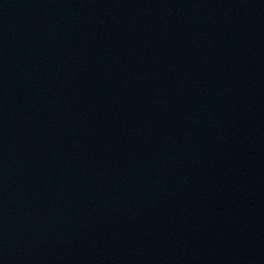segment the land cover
I'll list each match as a JSON object with an SVG mask.
<instances>
[{
	"label": "water",
	"instance_id": "1",
	"mask_svg": "<svg viewBox=\"0 0 264 264\" xmlns=\"http://www.w3.org/2000/svg\"><path fill=\"white\" fill-rule=\"evenodd\" d=\"M0 264H264V0H0Z\"/></svg>",
	"mask_w": 264,
	"mask_h": 264
}]
</instances>
